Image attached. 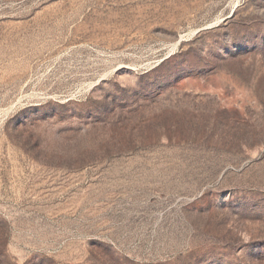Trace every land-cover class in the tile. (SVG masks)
I'll use <instances>...</instances> for the list:
<instances>
[{
	"label": "rangeland",
	"instance_id": "obj_1",
	"mask_svg": "<svg viewBox=\"0 0 264 264\" xmlns=\"http://www.w3.org/2000/svg\"><path fill=\"white\" fill-rule=\"evenodd\" d=\"M0 264H264V0H0Z\"/></svg>",
	"mask_w": 264,
	"mask_h": 264
}]
</instances>
